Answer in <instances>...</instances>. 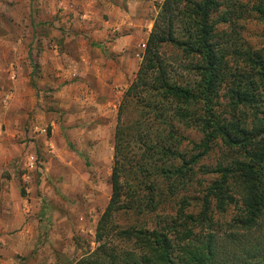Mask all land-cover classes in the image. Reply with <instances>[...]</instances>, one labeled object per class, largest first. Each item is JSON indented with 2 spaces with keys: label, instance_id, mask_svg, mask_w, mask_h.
<instances>
[{
  "label": "rangeland",
  "instance_id": "1",
  "mask_svg": "<svg viewBox=\"0 0 264 264\" xmlns=\"http://www.w3.org/2000/svg\"><path fill=\"white\" fill-rule=\"evenodd\" d=\"M111 1L114 7L106 11L87 0H0V218H34L31 228L36 231L28 249L24 246L16 255L17 264H72L97 245L95 225L111 194L117 108L140 65L163 0ZM240 1L244 11L236 29L241 41L251 50L261 49L264 23L251 9L255 0ZM177 26L180 36L182 25ZM99 28L106 29V40L111 34L129 35L133 40L128 43L126 78L106 79L107 86L99 81L95 49L103 40ZM160 50L180 82L188 80L190 75L182 66L187 60L177 48L165 44ZM224 89L215 98L213 111L225 120L243 118L250 126L254 110L231 108ZM139 102L134 97L125 104L122 124L136 120ZM170 104L174 106L171 100ZM201 105L198 101L191 107L196 115L202 114ZM173 122L181 135L177 150L202 153L192 165L190 181L170 193L172 180L161 177L164 173L155 180L149 178L155 181L157 208L119 212L117 224L150 229L174 219L202 236L214 232L227 258L261 252L264 218L250 229L236 226L233 219L239 202L220 212L206 195L220 178L218 164L242 158V150L210 136L208 128L209 147L203 153L206 134L201 123L195 118L185 124ZM164 160L163 166L179 162ZM205 199L211 228L204 221L184 218L200 213Z\"/></svg>",
  "mask_w": 264,
  "mask_h": 264
},
{
  "label": "trees",
  "instance_id": "2",
  "mask_svg": "<svg viewBox=\"0 0 264 264\" xmlns=\"http://www.w3.org/2000/svg\"><path fill=\"white\" fill-rule=\"evenodd\" d=\"M158 8L140 65L117 108L111 194L95 225L97 245L72 264H264V249L242 258H227L214 232L202 236L182 221L172 219L150 229L120 227L115 221L119 212L157 208L155 181L149 178L155 180L164 173L161 177L172 180L170 193L190 181L192 165L202 153L177 150L181 135L173 120L185 124L194 118L206 134L203 153L209 147L208 128L210 136H219L228 146L242 150V158L218 164L220 178L206 193L214 207L222 212L239 202L233 220L236 226L247 229L264 218V46L251 50L241 41L236 28L243 16L242 2L163 0ZM251 9L264 23V0H255ZM178 22L182 25L180 36ZM165 44L175 46L187 60L182 66L190 75L188 80L180 82L162 56L160 48ZM222 88L231 108L248 106L254 110L250 126L243 118L225 120L213 111ZM134 97L141 104L136 109L138 116L132 124L124 125L122 112ZM198 101L202 103L201 115L191 108ZM258 113L262 116H255ZM164 159L179 162L163 166ZM208 210L206 201L195 217L191 214L184 218L204 221L211 228Z\"/></svg>",
  "mask_w": 264,
  "mask_h": 264
},
{
  "label": "crops",
  "instance_id": "3",
  "mask_svg": "<svg viewBox=\"0 0 264 264\" xmlns=\"http://www.w3.org/2000/svg\"><path fill=\"white\" fill-rule=\"evenodd\" d=\"M87 3H93V5L106 11L112 10L111 7H114L111 0H87ZM105 30L103 28L97 30L103 40L95 48L100 62L98 70L101 86L108 85L106 79L126 78L128 74L127 59L130 54L128 43L133 41L129 35L122 34L108 35L110 38L106 40ZM110 84L111 81L109 87ZM34 220V218H0V264H17L16 255L24 250V246L25 249H28L27 245L30 240L36 236L35 228L33 230L31 228Z\"/></svg>",
  "mask_w": 264,
  "mask_h": 264
},
{
  "label": "built area",
  "instance_id": "4",
  "mask_svg": "<svg viewBox=\"0 0 264 264\" xmlns=\"http://www.w3.org/2000/svg\"><path fill=\"white\" fill-rule=\"evenodd\" d=\"M142 46H144V44H142ZM30 165H31L32 168L35 167V159H34L33 156H31V162H30Z\"/></svg>",
  "mask_w": 264,
  "mask_h": 264
}]
</instances>
